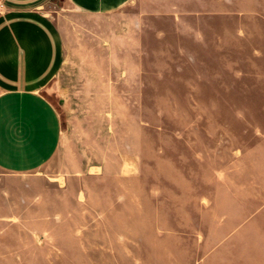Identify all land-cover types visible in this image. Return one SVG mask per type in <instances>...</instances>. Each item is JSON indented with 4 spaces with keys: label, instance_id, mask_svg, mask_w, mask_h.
Wrapping results in <instances>:
<instances>
[{
    "label": "rangeland",
    "instance_id": "rangeland-1",
    "mask_svg": "<svg viewBox=\"0 0 264 264\" xmlns=\"http://www.w3.org/2000/svg\"><path fill=\"white\" fill-rule=\"evenodd\" d=\"M44 10L61 140L0 169V264H264V0Z\"/></svg>",
    "mask_w": 264,
    "mask_h": 264
},
{
    "label": "crops",
    "instance_id": "crops-1",
    "mask_svg": "<svg viewBox=\"0 0 264 264\" xmlns=\"http://www.w3.org/2000/svg\"><path fill=\"white\" fill-rule=\"evenodd\" d=\"M0 169L30 172L58 150L61 121L43 89L66 54L58 23L44 10L51 0H0ZM93 13H113L132 0H65Z\"/></svg>",
    "mask_w": 264,
    "mask_h": 264
},
{
    "label": "built area",
    "instance_id": "built-area-1",
    "mask_svg": "<svg viewBox=\"0 0 264 264\" xmlns=\"http://www.w3.org/2000/svg\"><path fill=\"white\" fill-rule=\"evenodd\" d=\"M4 9H5V5H4V3H2V1H0V11H2Z\"/></svg>",
    "mask_w": 264,
    "mask_h": 264
}]
</instances>
